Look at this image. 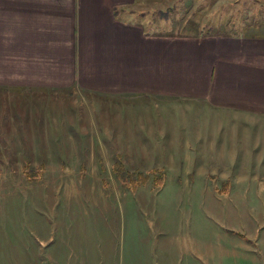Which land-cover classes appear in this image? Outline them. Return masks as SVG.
Here are the masks:
<instances>
[{
	"label": "crops",
	"instance_id": "crops-1",
	"mask_svg": "<svg viewBox=\"0 0 264 264\" xmlns=\"http://www.w3.org/2000/svg\"><path fill=\"white\" fill-rule=\"evenodd\" d=\"M216 1L207 15L221 29L185 34L165 31L166 0H0V151L24 140L46 160L182 151L196 175L264 179V24Z\"/></svg>",
	"mask_w": 264,
	"mask_h": 264
},
{
	"label": "rangeland",
	"instance_id": "rangeland-1",
	"mask_svg": "<svg viewBox=\"0 0 264 264\" xmlns=\"http://www.w3.org/2000/svg\"><path fill=\"white\" fill-rule=\"evenodd\" d=\"M213 1L166 0L165 31L220 30L212 20L219 17L207 15ZM232 3L237 6L231 15L264 24V0ZM220 4L215 9H224ZM1 96L3 110L6 92ZM167 98L158 102L161 107L178 110ZM31 147L24 140L0 151V264H264V197H252L253 190L264 189V179L251 174L225 181L211 170L196 175L178 156L182 151L160 157V150H151L147 157L143 151L96 150L93 158L46 160L39 158L42 149L36 156ZM191 151L184 156L192 153V160L203 153ZM177 161L179 166L171 164ZM44 162L52 164H39ZM120 164L132 176L124 177Z\"/></svg>",
	"mask_w": 264,
	"mask_h": 264
},
{
	"label": "trees",
	"instance_id": "trees-1",
	"mask_svg": "<svg viewBox=\"0 0 264 264\" xmlns=\"http://www.w3.org/2000/svg\"><path fill=\"white\" fill-rule=\"evenodd\" d=\"M167 15V14H166ZM118 168H119V172L122 174V175H124V177H126L125 175L127 174L128 176H132V174L133 173H126V170L124 169V166H123V164H120L119 166H118ZM143 174V173H142ZM141 176H144V175H141ZM130 179H132L133 180V178H130ZM145 179V177H143V180Z\"/></svg>",
	"mask_w": 264,
	"mask_h": 264
}]
</instances>
